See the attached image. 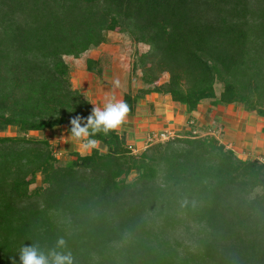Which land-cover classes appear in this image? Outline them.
Wrapping results in <instances>:
<instances>
[{
  "label": "trees",
  "instance_id": "trees-1",
  "mask_svg": "<svg viewBox=\"0 0 264 264\" xmlns=\"http://www.w3.org/2000/svg\"><path fill=\"white\" fill-rule=\"evenodd\" d=\"M114 31L148 46L131 65L141 87L123 95L127 116L159 94L188 114L209 101L264 120V0H0V133H18L0 137V264H20L24 246L60 250V238L74 264H264V164L214 137L189 130L132 155L117 131L101 132L90 138L105 151L75 153L65 169L50 150L11 149L49 147L26 136L76 116L86 124L94 107L63 58ZM37 174L46 187L30 192ZM32 196L43 206L18 205Z\"/></svg>",
  "mask_w": 264,
  "mask_h": 264
},
{
  "label": "crops",
  "instance_id": "crops-1",
  "mask_svg": "<svg viewBox=\"0 0 264 264\" xmlns=\"http://www.w3.org/2000/svg\"><path fill=\"white\" fill-rule=\"evenodd\" d=\"M108 49L107 44H101L97 49L90 51L92 55H89L87 59L100 62L101 57H103L101 52L108 51ZM109 51L113 54V51ZM87 59L84 60L85 71L83 75H89L85 66ZM114 59L118 60L115 53ZM76 61L82 62L81 59ZM100 66L102 67L101 64ZM116 66L119 68L120 64L116 63ZM128 72L127 69L126 78L122 84L119 83V86L112 84V72H106L103 69L101 75L93 74L98 79L105 77V74L106 76L107 74L111 75L107 76V80H104L105 94L104 101L101 102L102 107L110 100H122L123 95L129 92ZM79 76H82L80 72L76 79L78 82L76 89L81 93H93V88L87 87L85 81H81ZM90 79L92 78L90 77ZM139 88L140 86L137 89ZM137 89L135 91L130 90V92H136ZM93 99H95L94 96L89 98L91 102ZM189 121H193V126L189 125ZM57 128H53V130ZM191 129L213 134L221 145L232 150L240 159H256L258 157L264 159V120L253 113L245 112L240 106L234 104L212 107L209 101H203L194 112L188 114L184 106L173 102L168 95L149 94L143 99L137 100L135 113L132 116L126 115L121 124L114 130L123 138L126 146L131 144L134 147L143 149L146 147V137L152 131L155 133L165 132L180 137ZM37 133L44 134V132ZM64 141L63 138L62 142ZM65 146H71L72 152L83 153V155L89 154L92 150L82 151L80 143L73 138L64 142ZM95 149L100 152L105 151L104 146L99 142Z\"/></svg>",
  "mask_w": 264,
  "mask_h": 264
},
{
  "label": "rangeland",
  "instance_id": "rangeland-1",
  "mask_svg": "<svg viewBox=\"0 0 264 264\" xmlns=\"http://www.w3.org/2000/svg\"><path fill=\"white\" fill-rule=\"evenodd\" d=\"M104 44H107L109 46V49H108V51H102L101 52V55H103V57H101V61H100L101 63L100 64L102 65V68L106 72L107 71H109L110 73L112 72L111 73L112 76L110 74H107V76L110 75L111 78L113 79L111 81L112 84H115L114 83L115 81H119V83L121 82V84H122L126 78L127 69H128L129 70V72H128V80H129L128 89H129V91L130 90L135 91L139 86L141 87V82H140L141 73L139 70L135 71L134 73L133 72L131 73V65L133 64V62L136 60V58L138 56H140L141 54L148 51V46L141 44V43H136L130 38V36L128 34L118 33L117 31L106 33V42ZM97 48H93V49L86 51L78 59H74L72 57H64L63 60L69 69V81H70L71 87L73 89H76V85L78 83L76 81V79H77L78 74L80 72L82 74V76H79V79L81 81H85L86 86L93 88V91H94L93 93H91V92L82 93V95L88 100H89V98L94 96L95 99H93L92 102L89 100V102L91 103V105L93 107H101L102 108L101 102L104 101L105 91H104L103 86H105L104 80H107L106 74L104 75L105 77H101L102 79L101 78L98 79L97 77L95 78V76L89 72H88L89 75H83L84 71H85L84 70V60L87 59V57L89 55H92V54H90V51L97 49ZM109 50L113 51V54ZM114 53L118 56V60L114 59ZM79 59H81L82 62L79 63L76 61ZM116 63L120 64L119 68H117L118 66H116ZM90 77L92 79H90ZM167 79H168V75L163 74L160 77L159 83H163V82L167 81ZM76 90H78V89H76ZM215 90H216V93L218 94L219 91L221 90V86L219 84H216ZM132 93H135V92H132ZM70 128H71V126L63 125V126L58 127L56 130L48 129V130L44 131V134H39L37 132H30L26 136V138H32L35 141L47 140L49 143V147H47V148L42 146V145L31 144V145H13L11 149L16 153H19V151H21L23 149H33V148H35V149L36 148H43L44 150H46V149L50 150L51 153L53 154L55 160H56L55 166H57L61 169H65L69 165V163L75 159V152H72L71 146H69V147L65 146L64 147V142H67V141H69L70 138H72L70 136L71 135ZM47 131H51V132H47ZM152 132L155 133L154 131H152ZM46 133H48V134H46ZM199 133H200V137H204V136L214 137V135L211 133L200 132V131H199ZM67 135H69V136L67 137ZM16 136H18V133H17L16 129L13 127L8 128L5 132L0 133V137H12V138H14ZM48 136H50L51 138H49ZM181 137H184V134L181 135L179 138H181ZM63 138L65 140L64 142H62ZM176 139H178V138H176ZM218 143H219V141H218ZM129 145L132 146L131 144H129ZM129 145H127V146H129ZM135 148L140 150V151L142 150L141 147H139V148L135 147ZM224 148L227 149L226 147H224ZM0 149L3 150V149H7V148L1 147ZM227 150H230V149H227ZM78 155H83V153L82 154L78 153ZM241 160H256V161L264 164V159L262 157H258L256 159L246 158V159H241ZM85 173H87V172L85 171ZM135 178H136V173L133 172L127 177L126 180H127V182H130V181L135 180ZM41 179H42V176L40 174H37L34 184H32L29 187L30 192H33L36 188H39V187L42 189L46 187L45 185L42 184ZM18 205H20L21 207H25L26 209H29L31 206L42 207L43 202H42L41 198L38 199V198L32 196V198H30V199L19 202Z\"/></svg>",
  "mask_w": 264,
  "mask_h": 264
},
{
  "label": "clouds",
  "instance_id": "clouds-1",
  "mask_svg": "<svg viewBox=\"0 0 264 264\" xmlns=\"http://www.w3.org/2000/svg\"><path fill=\"white\" fill-rule=\"evenodd\" d=\"M119 86V81L115 82ZM129 111L125 101H108L102 108L94 107L92 113L83 124L79 116L71 119L70 132L73 139L80 143L82 151H88L97 146V140L90 138L97 133L107 134L117 128ZM57 249L51 250L47 255L35 245L24 246L19 250L20 264H74V257L67 250L63 238L57 241Z\"/></svg>",
  "mask_w": 264,
  "mask_h": 264
},
{
  "label": "built area",
  "instance_id": "built-area-1",
  "mask_svg": "<svg viewBox=\"0 0 264 264\" xmlns=\"http://www.w3.org/2000/svg\"><path fill=\"white\" fill-rule=\"evenodd\" d=\"M193 124H194L193 121L189 122L190 126H193ZM190 132L192 136L200 137V133L196 129H191ZM174 138H177L174 134H169L165 132H161V133L152 132V133H149V135L146 137V147H144L141 151L130 145L127 146V148L132 155H139L142 151H144L150 145H153L156 143H164L169 140H173Z\"/></svg>",
  "mask_w": 264,
  "mask_h": 264
}]
</instances>
